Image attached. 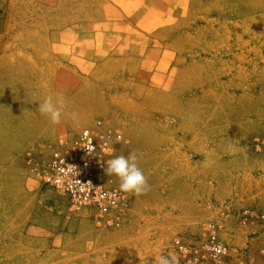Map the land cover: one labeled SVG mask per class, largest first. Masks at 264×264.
Returning <instances> with one entry per match:
<instances>
[{
    "label": "rangeland",
    "instance_id": "obj_1",
    "mask_svg": "<svg viewBox=\"0 0 264 264\" xmlns=\"http://www.w3.org/2000/svg\"><path fill=\"white\" fill-rule=\"evenodd\" d=\"M12 1L21 9L9 33H42L44 19L30 26L28 17L44 10ZM78 1L83 11L68 0L70 24L92 20L103 2ZM186 1L179 21L168 25V15L162 31L176 53L164 90L132 95L101 71L88 76L84 104L69 105L77 121L68 115L62 147L33 156L29 170L17 160L2 172L0 264H154L160 255L215 264L203 246L211 235L229 249L221 264H264V0ZM84 131L96 139L99 179L126 203L113 224L72 208L44 183L51 160ZM132 151L143 154L138 164L150 185L139 196L105 171ZM178 241L194 245L195 256L184 258Z\"/></svg>",
    "mask_w": 264,
    "mask_h": 264
},
{
    "label": "crops",
    "instance_id": "obj_2",
    "mask_svg": "<svg viewBox=\"0 0 264 264\" xmlns=\"http://www.w3.org/2000/svg\"><path fill=\"white\" fill-rule=\"evenodd\" d=\"M186 3L103 0L95 18L85 21L82 15L70 24L68 0H33L29 9L42 8L45 16L30 14L28 22L37 26L44 19L43 32L9 33L16 22L13 10L21 6L0 0V177L17 160L20 171L29 170L33 156L62 147L69 105L84 104L88 76L101 71L110 85L124 83L132 95L164 90L165 78L176 73V53L162 31L168 15L173 19L168 25L179 21L176 11ZM80 6L77 0V10L83 11ZM48 95L64 99L59 124L37 111Z\"/></svg>",
    "mask_w": 264,
    "mask_h": 264
},
{
    "label": "built area",
    "instance_id": "obj_3",
    "mask_svg": "<svg viewBox=\"0 0 264 264\" xmlns=\"http://www.w3.org/2000/svg\"><path fill=\"white\" fill-rule=\"evenodd\" d=\"M94 135L84 131L80 140L63 154L55 155L44 175V183L63 192L72 208L89 209L92 215L109 224H113L114 215L125 208L122 194L106 187L99 179V155ZM209 258L215 264H221L229 258V249L220 243L215 235L203 245ZM177 248L184 258L197 253L194 245L177 242Z\"/></svg>",
    "mask_w": 264,
    "mask_h": 264
},
{
    "label": "clouds",
    "instance_id": "obj_4",
    "mask_svg": "<svg viewBox=\"0 0 264 264\" xmlns=\"http://www.w3.org/2000/svg\"><path fill=\"white\" fill-rule=\"evenodd\" d=\"M37 111L41 115L49 117L52 124H59L62 115L65 114L64 99L62 96L48 95L39 103ZM67 115L73 121H77V113L72 112ZM232 150L233 145L229 144L228 151ZM142 155V153L132 151L128 156L120 155L107 161L105 171L109 176H115L118 179L121 191L139 196L150 190L147 178L138 164ZM154 264H176V262L174 257L160 255L155 258Z\"/></svg>",
    "mask_w": 264,
    "mask_h": 264
}]
</instances>
